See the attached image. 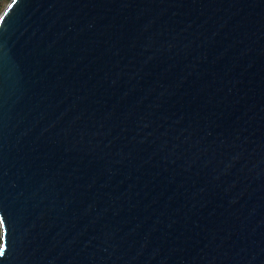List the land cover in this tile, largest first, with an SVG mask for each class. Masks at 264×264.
Wrapping results in <instances>:
<instances>
[{"label":"water","instance_id":"obj_1","mask_svg":"<svg viewBox=\"0 0 264 264\" xmlns=\"http://www.w3.org/2000/svg\"><path fill=\"white\" fill-rule=\"evenodd\" d=\"M0 264H264V0H10Z\"/></svg>","mask_w":264,"mask_h":264},{"label":"trees","instance_id":"obj_2","mask_svg":"<svg viewBox=\"0 0 264 264\" xmlns=\"http://www.w3.org/2000/svg\"><path fill=\"white\" fill-rule=\"evenodd\" d=\"M10 0H0V13L2 12V10L4 9L5 5L9 2ZM0 243H1V239H0Z\"/></svg>","mask_w":264,"mask_h":264}]
</instances>
